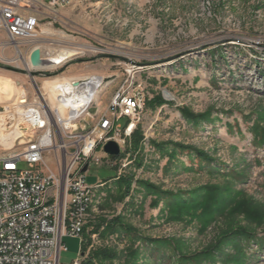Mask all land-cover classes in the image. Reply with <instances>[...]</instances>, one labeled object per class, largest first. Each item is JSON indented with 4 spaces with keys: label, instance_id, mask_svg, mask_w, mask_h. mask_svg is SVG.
<instances>
[{
    "label": "rangeland",
    "instance_id": "1",
    "mask_svg": "<svg viewBox=\"0 0 264 264\" xmlns=\"http://www.w3.org/2000/svg\"><path fill=\"white\" fill-rule=\"evenodd\" d=\"M69 2L57 22L40 26V40L20 46L23 57L38 47L44 59L60 49L77 51L64 64L29 71L0 34V129L19 126L15 87L31 102L44 80L104 78L90 110L95 119L109 114L119 88H130L133 70L145 93L137 127L142 140L136 151L128 140L115 169L90 164L86 176L94 188L87 224L118 217L131 232L91 235L85 255L109 247L126 255L137 250L136 264H162L167 256L163 264H177V256L197 254L221 238L214 264H264L256 243L228 239L245 229L264 241V0ZM158 97L164 104L156 106ZM25 136L18 133L11 149L0 142V156L20 152ZM51 157L46 154L48 168L57 171ZM130 175L125 195L117 179ZM144 239L168 242L155 247ZM63 242L59 264H72L81 257V239Z\"/></svg>",
    "mask_w": 264,
    "mask_h": 264
},
{
    "label": "built area",
    "instance_id": "2",
    "mask_svg": "<svg viewBox=\"0 0 264 264\" xmlns=\"http://www.w3.org/2000/svg\"><path fill=\"white\" fill-rule=\"evenodd\" d=\"M70 3L0 0V34L5 35L17 58L29 65L35 48L27 49L23 57L20 46L40 40L44 35L40 26L57 22L58 12ZM43 59L40 51V60ZM49 67L53 66H30L29 71L42 73L43 68ZM132 72H127L130 88L122 87L115 92L109 102V114L102 113L100 122L83 139L68 140L60 135V128H83L93 105L94 85L101 79L69 82L75 91V101L65 100L62 84L54 90L52 101L39 90L38 97L31 102H27L23 93L17 98L18 128L34 130L38 128V121H47V128L42 138L24 139L20 152L0 156V264H59L60 254L66 251L63 239L82 240L89 213L85 212L91 188L86 183L89 165L116 168L144 109V88L138 86ZM122 119L126 124L121 128L118 122ZM108 142L118 145L117 157L104 153ZM46 154H51L50 160L57 165V171L48 168ZM21 163L27 165L26 170L19 169ZM116 173L121 175L122 164ZM80 261L79 258L72 264Z\"/></svg>",
    "mask_w": 264,
    "mask_h": 264
},
{
    "label": "trees",
    "instance_id": "3",
    "mask_svg": "<svg viewBox=\"0 0 264 264\" xmlns=\"http://www.w3.org/2000/svg\"><path fill=\"white\" fill-rule=\"evenodd\" d=\"M156 106H160L164 104V101L161 99V97H158L155 99ZM183 117L186 120H192L193 117L188 114L187 112H182ZM131 144L133 146L134 151H136L138 144L142 140V134L141 132L136 128L134 133L132 134L131 138ZM174 148L180 147V149H188V148H182L179 145H173ZM198 156H203L202 153H195ZM133 176H127V177H119L117 179V185L120 188H123L125 195H128L130 187H131V182H132ZM141 186L145 188L146 191L155 193V195H159L160 191H158L156 188H154L152 185L143 182L141 183ZM91 227V231H89L86 234V229ZM117 232H131L129 228H126L119 220L118 217L112 218L111 220H98L94 221L93 223H88L83 231L82 234V240H81V245H80V264H136V255H137V250L130 251L126 255V253H122L121 251L118 252L115 248H109V247H104V248H95L94 250H91L88 252L87 255L86 251L88 247L90 246V236L96 234L98 237H104L105 235H113L116 234ZM88 235V236H87ZM229 237H233V242L235 241H252L258 245L260 249H263L264 251V241L261 242L259 239H257L256 235L250 231H247L245 229H236L233 232L229 233ZM228 236V235H226ZM227 239V238H226ZM227 239V240H228ZM221 238L215 243L206 248L205 250L193 254V255H186V254H181L177 256L176 263L177 264H200L201 262H207L210 264H214V259H215V254L214 251L218 248V245L220 244ZM232 241V240H231ZM144 243H150L152 245H155V247H158L160 245H166L168 241L166 240H149V239H144ZM238 243V242H237ZM219 251V249H217ZM216 250V251H217ZM156 253V251L154 252ZM221 253V252H220ZM124 254V255H123ZM218 255H220L218 253ZM171 257H165L164 260L162 261L163 263L166 261V263H169ZM162 263V264H163Z\"/></svg>",
    "mask_w": 264,
    "mask_h": 264
},
{
    "label": "bare ground",
    "instance_id": "4",
    "mask_svg": "<svg viewBox=\"0 0 264 264\" xmlns=\"http://www.w3.org/2000/svg\"><path fill=\"white\" fill-rule=\"evenodd\" d=\"M70 1V0H66ZM45 31V30H44ZM42 30V32H44ZM35 49H39L38 47H34ZM92 51H95L93 48H89ZM77 51L75 50H65L60 49L59 51H56L50 55L49 58L43 59L39 61L38 66H56L62 63L64 60L68 59L69 57L76 55ZM80 54V52H78ZM72 58V57H71ZM21 63L27 70L30 69V64L27 65L24 59L21 60ZM78 79V78H77ZM92 79H101L98 81L96 85H94V91L92 95V104L94 103L95 96L97 94V91L99 88L104 84V78L95 76V77H86L83 80H92ZM69 82H74V80H67L65 77H55L52 79L44 80L41 84L40 90L43 92L42 96L49 94L50 96L53 95L54 90L62 84V95H64V98L66 101H75V91L73 88V85ZM138 86H142L141 83H138ZM17 91L22 94V89L17 88ZM13 92V91H12ZM17 93V92H16ZM142 98L145 99V93L144 90H142ZM93 106V105H92ZM91 106V108H92ZM90 108V110H91ZM10 120L15 119L14 116L9 117ZM101 120V114L96 115V118H92L89 112L88 120L83 123V128H75L73 130H70L69 128H60V135H62L65 138H68V140H75V139H83L84 135H89V130H92L94 128L95 124H98ZM139 123V122H138ZM4 128V127H3ZM45 128H47V121H38V128L34 130H20L17 126H11L5 129H0V142L8 147L9 149L14 147V143L16 139H13L18 133H21L23 131V135H26L24 139H34V138H42V136L45 135ZM136 128H134V131ZM134 132H131V136ZM94 188L91 187L89 190V193H87V199L85 202V212H89L91 204H92V190Z\"/></svg>",
    "mask_w": 264,
    "mask_h": 264
},
{
    "label": "water",
    "instance_id": "5",
    "mask_svg": "<svg viewBox=\"0 0 264 264\" xmlns=\"http://www.w3.org/2000/svg\"><path fill=\"white\" fill-rule=\"evenodd\" d=\"M30 64L33 68H37L40 61V51L35 49L29 58ZM104 153L110 157H117L119 155V147L114 142H108L104 146ZM86 167L83 168V171H86Z\"/></svg>",
    "mask_w": 264,
    "mask_h": 264
}]
</instances>
